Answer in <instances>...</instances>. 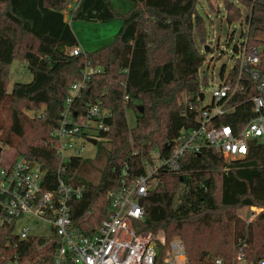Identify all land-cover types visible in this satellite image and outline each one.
<instances>
[{"label": "trees", "instance_id": "trees-1", "mask_svg": "<svg viewBox=\"0 0 264 264\" xmlns=\"http://www.w3.org/2000/svg\"><path fill=\"white\" fill-rule=\"evenodd\" d=\"M129 1L132 6L121 15L111 42L70 55L68 50L77 43L63 10L73 3L70 18L105 22L117 14L109 0H0V145L39 162L46 189L55 187L59 168L49 132L58 122L67 89L85 65L100 68L91 73L74 105L83 111L87 103L99 101L111 112L110 128L99 133L100 151L94 159L72 156L61 171L66 184L81 188V196L71 201L70 216L85 233L107 216L108 192L117 188L122 169H133L153 149L166 153L181 129L195 126L201 105L196 96L204 57L192 36L200 18L197 0ZM240 2L249 9L241 39L258 50L257 68L264 74V39L258 35L264 34V0ZM224 4L226 21H238L235 2ZM14 58L26 62L32 78L14 82L8 91L7 66ZM237 63L229 69L231 81L237 78ZM223 74L222 67L220 77ZM202 78L206 81L205 75ZM239 79L242 88L232 97V110L217 119L235 132L254 115L251 98L258 93L246 73ZM23 108L33 110L32 115ZM126 108L136 113L133 127L127 125ZM181 168L180 173L157 176L138 230L180 237L188 264H215L216 259L237 264L240 248L245 264H257L264 257L263 145L251 139L246 154L229 163L203 146L199 152H187ZM240 206H259L262 211L245 222L227 212ZM55 246L41 235L20 238L11 224H0V264H52Z\"/></svg>", "mask_w": 264, "mask_h": 264}, {"label": "built area", "instance_id": "built-area-1", "mask_svg": "<svg viewBox=\"0 0 264 264\" xmlns=\"http://www.w3.org/2000/svg\"><path fill=\"white\" fill-rule=\"evenodd\" d=\"M73 7V3L68 4L65 16H70ZM244 41L242 38L237 45V78L231 81L229 70L220 77L219 85L212 90L210 105L203 107V98L200 99L195 126L181 129L166 153L153 149L149 159L133 169H122L117 188L108 192L109 212L90 233L76 227L70 216L71 201L81 196V188L66 184L61 177L63 163L72 156H82L85 144L91 143L88 139L97 141L99 133L110 128L111 112L99 101L87 103L83 111L74 105L91 73L100 70L85 65L81 77L69 85L58 122L49 132L59 159L53 189L45 188L47 179L39 162L16 154L8 145L0 146V224H11L14 230L15 221L23 214L47 222L51 229L48 235L32 233L29 227L16 234L20 238L36 234L54 241L52 264H188L180 237L167 239L163 231H140L138 224L145 214V198L157 176L161 172L180 173L181 159L187 152H199L201 147L208 146L229 163L246 154L251 139H257L264 148V74L257 68L258 50L246 47ZM68 51L70 55L84 53L77 46ZM242 73L254 81L258 93L251 98L254 115L235 132L229 124L217 123V119L232 110V97L242 88ZM123 98L127 100L128 95ZM236 260L237 264L245 262L241 248ZM215 264H221V260L216 259ZM257 264H264V257Z\"/></svg>", "mask_w": 264, "mask_h": 264}, {"label": "rangeland", "instance_id": "rangeland-1", "mask_svg": "<svg viewBox=\"0 0 264 264\" xmlns=\"http://www.w3.org/2000/svg\"><path fill=\"white\" fill-rule=\"evenodd\" d=\"M226 1L230 0H197L196 4V10L199 12L200 18L198 21L199 25L193 28L192 36L195 46L204 57V61L199 68V87L204 96L202 100L203 107L210 105L212 90L221 81L219 75L220 69L223 67L225 74L237 60L239 52L234 51V47L241 42V33L246 27L245 16L249 11L248 7L244 6L240 2L241 0H233L240 10V17H238V21L228 23L225 19L227 11L224 3ZM109 2L117 14L105 22L72 19L66 16L76 39V46L81 51L89 53L111 42L122 24L121 15L126 14L132 6V2L129 0H109ZM70 4L72 5V3ZM234 9L235 6H232L230 11L232 12ZM63 11L66 14V11ZM258 35L264 39V34L258 33ZM205 45H208L209 51H205ZM204 75L206 81L202 78ZM31 78L32 75L27 69L25 61H19L17 58H14L7 66L8 91L11 90L14 82H29ZM23 110L29 115L33 113L31 109L23 108ZM1 116L6 123L5 111H2ZM125 116L127 125L133 127L136 122L135 111L132 108H126ZM100 145L99 139H97L96 145L86 143L81 154L82 157L94 159L99 154ZM230 210L227 212L233 213L234 216L245 222H251L262 211V207L240 206ZM218 213L221 212L218 211ZM23 227H29L30 232L42 235H48L51 232L47 222L28 214H23L15 221L13 231L18 233Z\"/></svg>", "mask_w": 264, "mask_h": 264}, {"label": "water", "instance_id": "water-1", "mask_svg": "<svg viewBox=\"0 0 264 264\" xmlns=\"http://www.w3.org/2000/svg\"><path fill=\"white\" fill-rule=\"evenodd\" d=\"M204 48H205V51H209V49H208V45H205ZM202 98H203V93H202V92H199V99L202 100ZM139 109L141 110V108H139ZM88 140H89L91 143H93L94 145H96V143H97L96 139H88ZM241 264H245V262H242Z\"/></svg>", "mask_w": 264, "mask_h": 264}, {"label": "crops", "instance_id": "crops-1", "mask_svg": "<svg viewBox=\"0 0 264 264\" xmlns=\"http://www.w3.org/2000/svg\"><path fill=\"white\" fill-rule=\"evenodd\" d=\"M64 19L67 21L66 16L64 15Z\"/></svg>", "mask_w": 264, "mask_h": 264}, {"label": "snow or ice", "instance_id": "snow-or-ice-1", "mask_svg": "<svg viewBox=\"0 0 264 264\" xmlns=\"http://www.w3.org/2000/svg\"><path fill=\"white\" fill-rule=\"evenodd\" d=\"M241 151H243V149H241Z\"/></svg>", "mask_w": 264, "mask_h": 264}]
</instances>
